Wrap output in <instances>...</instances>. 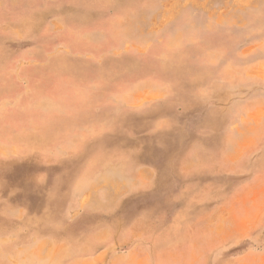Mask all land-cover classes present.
Wrapping results in <instances>:
<instances>
[{"label": "rangeland", "instance_id": "obj_1", "mask_svg": "<svg viewBox=\"0 0 264 264\" xmlns=\"http://www.w3.org/2000/svg\"><path fill=\"white\" fill-rule=\"evenodd\" d=\"M0 264H264V0H0Z\"/></svg>", "mask_w": 264, "mask_h": 264}]
</instances>
